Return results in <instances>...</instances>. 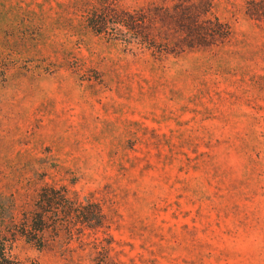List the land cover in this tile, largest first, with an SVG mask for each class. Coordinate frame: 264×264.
Here are the masks:
<instances>
[{
    "label": "rangeland",
    "instance_id": "1",
    "mask_svg": "<svg viewBox=\"0 0 264 264\" xmlns=\"http://www.w3.org/2000/svg\"><path fill=\"white\" fill-rule=\"evenodd\" d=\"M0 264H264V0H0Z\"/></svg>",
    "mask_w": 264,
    "mask_h": 264
}]
</instances>
